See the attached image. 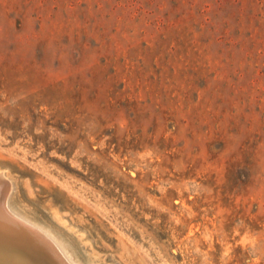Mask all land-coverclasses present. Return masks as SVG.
I'll use <instances>...</instances> for the list:
<instances>
[{
    "label": "rangeland",
    "instance_id": "obj_1",
    "mask_svg": "<svg viewBox=\"0 0 264 264\" xmlns=\"http://www.w3.org/2000/svg\"><path fill=\"white\" fill-rule=\"evenodd\" d=\"M0 168L70 264H264V0H0Z\"/></svg>",
    "mask_w": 264,
    "mask_h": 264
},
{
    "label": "bare ground",
    "instance_id": "obj_2",
    "mask_svg": "<svg viewBox=\"0 0 264 264\" xmlns=\"http://www.w3.org/2000/svg\"><path fill=\"white\" fill-rule=\"evenodd\" d=\"M10 191L9 176L5 170L0 168L1 201L8 200L4 197H7V192L10 193ZM5 206L0 202V264H70L65 257L62 259L58 257L61 250L54 241L45 238L37 228L23 222L17 216L14 217L8 209L4 208ZM14 243L23 245L21 252L16 253L15 247L9 246ZM33 248L41 254H35Z\"/></svg>",
    "mask_w": 264,
    "mask_h": 264
},
{
    "label": "water",
    "instance_id": "obj_3",
    "mask_svg": "<svg viewBox=\"0 0 264 264\" xmlns=\"http://www.w3.org/2000/svg\"><path fill=\"white\" fill-rule=\"evenodd\" d=\"M9 246H14L15 247V249H16V253H19V252H21V250L23 249V245L22 244H20V243H14V244H9ZM33 247H34V245H32ZM33 250L35 251V254H37V255H40L41 253H39L38 252V250L37 249H35V248H33ZM10 264V263H9Z\"/></svg>",
    "mask_w": 264,
    "mask_h": 264
}]
</instances>
